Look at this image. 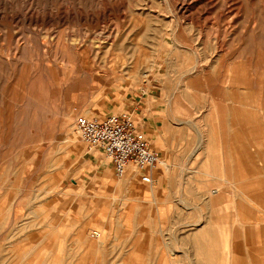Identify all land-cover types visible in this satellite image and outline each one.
<instances>
[{"label": "rangeland", "instance_id": "rangeland-1", "mask_svg": "<svg viewBox=\"0 0 264 264\" xmlns=\"http://www.w3.org/2000/svg\"><path fill=\"white\" fill-rule=\"evenodd\" d=\"M235 112L264 131V0H0V264H205L211 254L192 242L200 225L215 237L209 261L264 264L255 186L264 165L256 158L249 177L232 169ZM111 114L129 115L139 129L154 115L169 151L171 190L158 196L169 194L171 221L153 226L146 185L140 260L129 259L139 244L134 220L127 232L118 226L136 203L107 186L100 207L101 165L123 177L74 127L79 115ZM262 139L249 153L260 156ZM215 141L212 151L206 143ZM99 213L103 233L89 224Z\"/></svg>", "mask_w": 264, "mask_h": 264}, {"label": "crops", "instance_id": "crops-1", "mask_svg": "<svg viewBox=\"0 0 264 264\" xmlns=\"http://www.w3.org/2000/svg\"><path fill=\"white\" fill-rule=\"evenodd\" d=\"M157 113V112H156ZM159 114V113H157ZM241 114V113H240ZM239 112H235L233 113V124L235 126V130L233 133L234 138H236L235 144L233 145L232 148H230V156H231V162H232V169L234 170H242L243 172V176H247L249 177V173H251L255 168V161L256 158L258 160H260L261 162H263L264 165V140L262 139L261 141V146L260 149L261 154L260 156H256V155H252L251 153H249V148H254V146L251 144L256 137H260V138H264V131L262 132V130H259L258 127H261V125L259 123H257L256 120H254V117H248L245 120H247V122H245V120L240 119V123L238 122L239 119H237V116L240 115ZM154 115H149V117L146 118L145 124L146 127L141 129L142 133L145 135V131L148 132V136L151 140V143L153 144V147L157 149H159V151L162 153L160 155L161 157V164L156 167L154 169L153 174L156 176V178L158 179L159 183H152L150 184H144L140 181L139 179V175L137 173H135L133 171V169L131 167H129L126 171V174L123 176L122 179H117L115 180V177L111 171V169L109 168L108 165H101L100 170H99V176L96 177V179L99 181L100 183V188L98 190H95V193H97V199L101 200L99 202L100 207L101 208H105L107 205L103 202L104 199H107L108 196H106V191L104 190L107 186H113V192L114 195H120L123 194L122 196H126L125 200L128 201H132L135 202L136 204L134 205V208L136 209L135 213H128L126 212V210L124 209V211L121 213V221H119L118 226L121 228V230H124L125 232H127L130 229V223L134 220L135 226L137 227V230L135 232V235L137 234V240L139 242V244L136 245L134 251L130 254L129 259H142V257L144 256V251L143 250V245L140 244V242L142 241H146L145 239V234L143 232L138 231V228L142 225V219H145V210H151V206L150 204H152V202H148V198L149 197H145V195H148V191L149 189L147 188L146 185L151 186V196H153V201L156 204L155 208L156 209V213H152L151 217H155V220L152 221L151 223L153 224V226H157L158 230L161 231L162 228L164 227V225L167 222H170V215L169 212L170 210H166L167 208H164L165 205L167 204L169 197V194L167 195L168 197H160L158 196L159 192L167 190L168 193L171 190V176H170V170L167 164V160H166V156L165 153L169 154V151L166 150L164 148V140L162 139V137L160 136V134L158 133V128H157V124L156 122H154ZM159 116L161 117V127L162 128H166V119L165 117L163 118L162 114H159ZM159 117V118H160ZM241 118H245L243 114H241ZM236 121V122H235ZM142 128V127H141ZM248 129V132H245V130ZM144 130V131H143ZM213 137L218 138V135H215ZM147 139V137H146ZM149 141V139H147ZM150 143V141H149ZM150 143V144H151ZM151 144V146H152ZM206 144H208L210 146V149L213 151V147L216 146L217 141L209 143L207 142ZM215 148V147H214ZM206 150L208 152H212V151ZM93 150L91 153L97 154V151ZM194 152H196V150H194ZM218 157H216L215 155L210 158V156H206V161L210 160L211 164L212 163H216L217 162ZM264 168V167H261ZM247 170V173H246ZM201 174L203 176H210V174L206 173V172H201ZM79 170H76L74 172V177L76 179H78V183H80V179H79ZM151 177H152V171H151ZM165 178H167L166 180H168V185L166 188H163L162 186H164V183L166 180H164ZM248 183H247V188L250 194H253L254 192H256V188H254V183L251 182V179L248 178ZM154 184V185H153ZM257 186V192H258V197H260V203L261 206H259L260 208L264 209V180H263V184L262 185H255ZM86 187V186H85ZM254 188V189H253ZM72 192V196L76 195V192L73 190H71ZM207 195H211L212 197H218L217 195V191H211L209 190V192L207 191V193L205 194V196L207 197ZM130 196H135V197H130ZM155 196V197H154ZM151 198V197H150ZM164 198V199H163ZM163 199V200H162ZM246 200L244 202H242V209L245 207V209L247 210L244 211L245 216L251 215L250 214V209L246 208L245 204H249L250 202V197H246ZM233 206L231 208H234V202L232 203ZM88 207V206H87ZM123 207H127V205H123ZM162 209L164 210L162 212ZM249 212V213H248ZM93 217V219H95L94 221H92L89 224H92L94 226H100L102 229V233L104 232V229L102 227L103 225V221L106 218V215H104L103 213H99L97 215L92 214L90 215ZM104 218V219H102ZM199 224V222L197 223H191L188 224V226H192V227H196ZM145 225V224H144ZM210 228H208L207 226L203 228L202 225H200V227L197 229L196 234L193 236V243H194V251H199L202 253V251H206V253H210L211 257H207V259H205V264H214V262H212V260L209 261V258H212V254H214L213 252H211V249H215V246L212 245L210 247H208L206 245V242H210L211 244L214 243V239L215 237H211V231L209 230ZM156 234V233H155ZM101 235V234H100ZM87 239V238H86ZM86 239H84V241H86ZM205 241V242H204ZM157 243V241H155ZM88 249V248H87ZM89 250V249H88ZM212 250V251H213ZM208 256V255H207ZM201 258V257H200ZM206 258V257H205ZM202 261V260H201ZM14 264H18V263H14ZM125 264H134L133 262H126Z\"/></svg>", "mask_w": 264, "mask_h": 264}, {"label": "built area", "instance_id": "built-area-1", "mask_svg": "<svg viewBox=\"0 0 264 264\" xmlns=\"http://www.w3.org/2000/svg\"><path fill=\"white\" fill-rule=\"evenodd\" d=\"M75 130L85 145L102 150L115 175L122 177L127 168L148 170L142 181L154 183L151 169L159 161L158 153L152 149L138 124L127 114H111L102 120L76 117Z\"/></svg>", "mask_w": 264, "mask_h": 264}, {"label": "bare ground", "instance_id": "bare-ground-1", "mask_svg": "<svg viewBox=\"0 0 264 264\" xmlns=\"http://www.w3.org/2000/svg\"><path fill=\"white\" fill-rule=\"evenodd\" d=\"M2 19V18H1ZM88 118V117H87ZM89 119H94V118H89ZM97 120H102V119H97ZM77 132V131H76ZM77 135H78V132H77ZM146 138V137H145ZM147 140V139H146ZM148 141V140H147ZM148 143H149V141H148ZM149 145H150V147H151V144L149 143ZM161 158V157H160ZM161 164V159L157 162V164H156V167L158 166V165H160ZM155 167V168H156ZM132 169H133V171L135 172V173H137L138 175H139V179H140V181L142 182V183H144L143 181H142V178H143V175H147L148 174V170H135L133 167H131ZM128 169V168H127ZM127 171V170H126ZM125 174H126V172H125ZM123 177V176H122ZM144 184H147V183H144ZM245 210V209H244ZM249 213V212H248ZM246 216H248V215H246ZM250 216V215H249ZM244 217H245V215H244ZM95 236L97 237V238H99L100 239V237H101V235H100V233H95ZM241 250V249H240ZM249 250V249H248ZM249 254V253H248ZM251 254H252V252H251ZM235 255H236V253H235ZM239 256V255H238ZM236 258V257H235ZM235 261V260H234ZM238 261H239V258H238ZM232 262H233V260H232ZM234 264V263H233ZM236 264V263H235Z\"/></svg>", "mask_w": 264, "mask_h": 264}]
</instances>
